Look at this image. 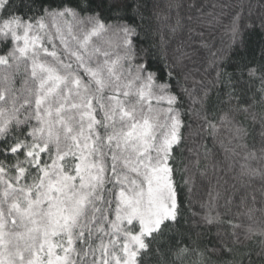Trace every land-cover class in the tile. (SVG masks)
Listing matches in <instances>:
<instances>
[{"label":"snow or ice","instance_id":"obj_1","mask_svg":"<svg viewBox=\"0 0 264 264\" xmlns=\"http://www.w3.org/2000/svg\"><path fill=\"white\" fill-rule=\"evenodd\" d=\"M148 6V0H0V264H187L192 255L196 264H264V230L241 232L218 214L196 222L207 229L196 240L180 231L173 162L183 129L192 125H185L174 91L182 61L170 63L166 49L148 38ZM165 7L176 13L173 32L186 20L189 34L202 37L201 29H211L232 5L168 0ZM243 7L231 15L228 50L213 52L205 68L215 73L211 88L194 100L202 123L191 134L204 130L214 143L225 123L243 140L247 129L230 113L255 121L252 105L264 102V64L230 60L246 32H264V15L247 19ZM257 84L259 101L246 99L245 88ZM213 90L231 106L218 121L210 118ZM259 122L264 154V117ZM202 146L208 160L212 149ZM239 183L243 191L233 185L226 204L239 193L240 206L251 200V218L257 191L264 204V168L242 165Z\"/></svg>","mask_w":264,"mask_h":264},{"label":"trees","instance_id":"obj_2","mask_svg":"<svg viewBox=\"0 0 264 264\" xmlns=\"http://www.w3.org/2000/svg\"><path fill=\"white\" fill-rule=\"evenodd\" d=\"M149 6L145 12V27L149 31L148 38L157 46L166 49V55L170 63H174L177 58L181 59V63L177 64L176 71L179 75V86L174 91L182 97V103L179 105L182 119L185 125L191 124L192 129L185 127L184 143L182 148L176 151V159L173 162L175 168L174 180L176 190L181 205L180 231L190 233L193 240L197 239L196 233L207 231V229L198 227L196 222L200 221L204 215H220L223 219H232L241 225L240 231L243 232L248 227L253 228L257 232L264 230V204L260 203L261 197L257 191V202L255 204L256 212L251 215L247 214V208L252 206L249 200L247 206H240V194L233 198L231 205L226 204V200L232 196L233 185L236 189H240V172L241 166L247 165L251 168H264V159L259 150L262 146L260 136L261 126L260 119L264 117V102L252 105L251 112L255 114L256 120L253 121L251 115L239 112L230 113L229 118L234 116V123L239 122L247 129V136L241 140L234 138L232 125L227 123L218 124V133L213 138L207 135V132L201 130V135H192L191 132L198 128L202 123L195 112L200 109L199 103L194 100L203 95L205 88H211L210 81L215 73L209 75L205 72L209 61L212 59V53L219 54L220 51L228 50L230 44L229 23L231 15L237 10V5L243 4V15L247 19L258 21L261 15H264V0H222V2L232 5L231 8H225L224 14L220 15L219 22L211 29H201L204 35L201 37L196 34H189L187 30L188 22L184 21V26L177 28L175 32L172 28L176 26V13L173 10L168 12L165 5L168 0H148ZM153 4L157 5L154 9ZM219 12V9H217ZM249 13L251 15L249 16ZM107 15V13H105ZM186 13L182 10L181 16ZM54 31V29H53ZM207 42V47H203L201 42ZM117 41L113 38L112 51L116 52L115 44ZM59 44V41H57ZM264 32L259 28L248 31L244 35V43L241 47L236 45L230 55L231 64L236 63H252L264 64ZM188 53L191 59L184 56ZM154 67L160 68L162 62L157 60ZM233 67H229L232 71ZM23 79V71L15 76L16 87H20ZM175 84V81H173ZM181 87H186L191 96L181 91ZM255 85L251 90L245 88V98L255 95L259 101V94L256 93ZM209 111L212 114L210 118L216 121L224 113L229 112L230 105L217 99L215 90L210 92ZM235 103V102H233ZM251 103V101H249ZM160 107H167L166 104ZM212 149V155L208 160L204 159V147ZM249 152H255L256 158H251ZM247 157V159H246ZM199 160V163H197ZM244 179H247L246 177ZM254 188H259V180L252 181ZM242 192L243 189H240ZM217 193L220 196L217 197ZM187 222V223H186ZM215 229H213L214 231ZM185 238H187L185 236ZM209 237L201 241V246L208 242ZM255 239H259L256 237ZM197 257L192 255L188 258L187 264H196Z\"/></svg>","mask_w":264,"mask_h":264}]
</instances>
